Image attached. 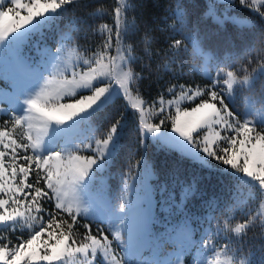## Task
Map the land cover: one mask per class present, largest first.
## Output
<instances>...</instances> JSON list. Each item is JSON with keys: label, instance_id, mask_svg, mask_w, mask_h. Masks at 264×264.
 Masks as SVG:
<instances>
[{"label": "trees", "instance_id": "trees-1", "mask_svg": "<svg viewBox=\"0 0 264 264\" xmlns=\"http://www.w3.org/2000/svg\"><path fill=\"white\" fill-rule=\"evenodd\" d=\"M238 4L239 0H72L57 11L51 28L54 34L68 29L85 53L112 52L122 42L131 54L133 91L157 106L158 99L176 94L181 86L184 90L201 88V96L192 104L210 99L205 92L217 88L202 70L206 57L238 76L264 64V16ZM118 7L122 32L119 39ZM225 10L251 14L252 20L237 24L222 19ZM177 39L182 40L179 49L172 47ZM105 42L109 49L103 47ZM256 87L264 91V71L259 72ZM169 111L173 116V109ZM89 118L99 124V134L120 119L116 148L108 166L112 188L139 174L146 161L153 170L156 202L166 205L173 220L201 218L205 240L216 237L217 245L232 244L238 252H264V223L259 214H254L250 198L242 202L239 172L213 158L205 165L150 140L144 144L138 112L122 96L97 107ZM49 212L67 217V213L55 209L52 200L44 211L45 217ZM79 223L81 227L73 236L76 240H83L88 232L96 234L106 229L86 217L79 216ZM200 229L194 228L197 238ZM21 235L16 228L0 232L6 237L4 242L11 241L12 245L17 239L23 241L27 232L22 238Z\"/></svg>", "mask_w": 264, "mask_h": 264}, {"label": "snow or ice", "instance_id": "snow-or-ice-1", "mask_svg": "<svg viewBox=\"0 0 264 264\" xmlns=\"http://www.w3.org/2000/svg\"><path fill=\"white\" fill-rule=\"evenodd\" d=\"M70 2L71 0H29L25 4L21 0H11L12 6L5 10L7 0H0V44L7 47L10 42L22 39L38 18L43 17L46 13L56 12ZM239 4L251 7L264 16V7H261L264 6V0H250V3L249 0H239ZM18 9H25L27 15L21 16ZM120 12L121 8H116L117 39L122 34ZM8 13H12L18 19H13L5 28L2 25ZM181 44L182 40L177 39L172 47L179 49ZM103 47L109 49L110 45L105 42ZM103 59V56H98L95 59L94 63L98 67H92V62L85 60L84 64L88 66L89 70L84 75L79 76L73 72L71 79L67 76L60 80L50 78L45 81L46 87L39 93L23 99L22 103L27 106L23 111H27L29 115H17L11 120L13 127L21 125L23 121L28 122V127L31 130L33 127L31 122L40 120L42 129L35 136L29 134L28 142L17 143L15 139H9L7 143H3V138L11 136V133L0 130V144L3 149L13 153V166L10 171L11 179L17 185L16 188H12L9 181L4 179L8 173L4 163L6 152L0 151V193L13 196L11 202L0 199V209H4L0 211V232L21 225V222H23V226L31 229L23 241L17 239L15 246L11 241L5 243L6 237L0 236V261L3 264H21L22 261L23 264H32V261L36 259L61 260L66 253L72 252L83 253L86 258L89 255L96 257L102 252L105 258L110 257L109 264H129V260L125 259L128 251L131 248L141 249L144 246L141 233L147 227L148 214L138 201L135 206L131 201L106 209L110 218V226L115 230V239L120 242L118 247L125 253V257H120L115 253L107 237L100 239L97 235L88 232L82 242L73 238L76 229L81 227L78 214L85 215L89 211L80 195L83 182L90 177L97 162L106 155L120 119L111 123L99 135H92L87 142L74 144L68 150L49 152L47 155L40 153L42 142L49 135L53 125L56 126L58 132H70L79 117L106 98L113 88V81L125 94L128 93L133 78L132 74L122 71L123 63L120 65L114 63L116 57H111L108 64H103ZM120 59L125 61L124 56H120ZM25 67L30 72H35L27 65ZM227 76L233 77V72L229 71ZM105 78H107V83H104ZM221 78L218 75L214 79ZM94 80L97 83H103V86H96L93 83ZM225 82L227 83V81ZM248 82L247 76L240 81L241 84ZM48 85H52V87H47ZM213 86L215 87V85ZM228 87L232 89L233 85L229 83ZM77 89L89 90L91 94H79ZM77 95L79 98L74 99ZM205 95L210 97V100H202L192 107L191 111L181 110L178 101H169V105L175 104L177 111L175 116L167 117L164 116V101L161 99L159 102L161 111L157 117L160 122L147 123L142 119L140 127L143 136L145 133L155 135L159 132H167L169 135L164 138L165 143L183 147L181 144L183 141L195 152L203 153L224 165L231 166V169L236 172L243 173L246 177L258 182L259 188L264 190V126H260L257 130L256 126H250L251 122L248 120L241 123L232 111L223 107L222 99H220L222 107L217 108L216 104L211 101L217 100L222 93L218 94L217 91L208 90ZM180 97L191 101L194 97H200V92L197 90L189 95L181 86ZM61 98H73L74 102L61 103ZM135 107L136 105H133V108ZM0 111H4V109H0ZM168 120H171L170 128ZM65 121L70 123L65 124ZM204 129L207 131L204 132ZM220 129L225 133L231 130L235 135H222ZM201 132H203L202 135L199 134ZM21 148L24 149L23 153L18 152V149ZM29 149L36 151L32 155H28ZM84 151H89L91 154L77 155L78 152ZM17 160H22V163H15ZM33 166L36 169L35 182L29 180ZM5 185H8L7 192H5ZM16 192H20L21 196H17ZM144 195L147 200L146 188ZM22 196L30 198L22 199ZM43 198L54 199L56 201L55 209L67 213V217L61 218L58 214L49 212V215L44 217L48 221L45 224L41 219L44 211L41 207ZM93 198L97 203L101 202L99 193L93 194ZM13 205L15 207H12ZM6 206L12 208V211H7ZM21 208L24 211H20ZM33 212L36 213L35 216L32 215ZM242 226L244 227V225ZM83 227H88V225H83ZM46 230L47 240L42 242L44 252L40 256L38 247L41 246L42 234ZM49 241H53L51 248H49ZM77 243L79 246L74 247L73 245ZM187 243L190 241L185 234L184 240L181 241L180 253L175 260H168L166 264H182L180 255L186 250ZM88 264H93V261L89 260ZM151 264H157V262L152 261Z\"/></svg>", "mask_w": 264, "mask_h": 264}, {"label": "rangeland", "instance_id": "rangeland-1", "mask_svg": "<svg viewBox=\"0 0 264 264\" xmlns=\"http://www.w3.org/2000/svg\"><path fill=\"white\" fill-rule=\"evenodd\" d=\"M218 1L232 2L235 0ZM21 2L27 4L29 0H21ZM11 6V0H7L5 10L7 7ZM248 8L254 13L257 12L251 7ZM18 11H20L21 16L27 15L25 9H18ZM57 11L46 13L43 17L38 18L33 27L25 33L22 39L10 42L7 47L0 44V109H4V111H0V130H6L8 133H11V136L3 138V143H7L9 139H15L17 143L28 142L27 137L29 134L35 136L42 130L40 120L31 122L33 125L31 130L28 127V122L22 121L21 125L13 127L11 120L17 115H29L27 111H23L27 106L24 105L22 101L26 97L35 96L41 89L45 88L46 80L50 78L60 80L64 76L71 79L73 72L82 76L89 70L88 66L84 64V61L89 60L92 62V67H98V65L94 63L98 56L104 57L102 60L103 64H108L111 57H116L114 63L117 65L123 63L124 67L122 71L132 74L129 64L131 54L124 49L122 42H120L112 52L106 51L100 54H93L85 53L80 50L72 40L71 33L68 29L65 31L61 30L57 34H54V30H52L51 27L53 21L56 20ZM221 18L229 19L237 24H249L252 20V15L225 10ZM13 19H18V17H14L12 13H8L2 27L6 28ZM120 56H124L125 61H121ZM25 65L35 72H30ZM202 70L207 76L212 78L213 84L217 87L212 89V91H217L218 94L222 93V95L218 96L217 100L211 101L216 104L217 108L222 107L220 104V99H222L224 104L223 107L232 111L233 115L239 119L241 123L248 120L251 122L250 126H256L257 130H259L260 126H264V91L256 87V78L259 72L264 71L263 63L255 67L251 73H246L242 76L233 73V77H228L227 73L231 70L218 66L214 61L209 62L206 57ZM218 75L222 78L219 80L214 79ZM245 76L249 78V82L241 84L240 81L243 80ZM225 81H227V83ZM93 83L96 86H103V83H97L96 80H94ZM104 83H107V78H105ZM229 83L233 85L232 89L228 87ZM47 87H52V85H48ZM197 90H199L201 96L203 92L201 88L185 91L191 95L192 92ZM180 91L169 97L162 98L164 101L163 111L165 117L169 115L170 108L174 111L173 116H175L177 111L175 104L169 105V101H178L181 110L191 111V108L197 103L202 102V100H210L202 98L190 104V102H193L199 97H194L193 100L189 101L180 97ZM77 92L83 95L91 94L89 90L84 89H77ZM117 96H122L132 108L133 105H136L133 109L138 112L139 126L141 125L142 119L147 123L160 122L157 118V114L161 111L159 103L161 99H158L159 104L157 106L149 104L137 91L132 90L131 82L129 91L125 94V92L119 88V85L113 81V88L106 98L79 117L70 132H58L56 126L53 125L49 135L45 137L42 142L40 153L42 155H47L49 152L56 150H68L72 148L74 144L87 142L94 134L99 135V131L97 130L99 124L96 121L91 122L89 118L90 114L97 107L115 99ZM78 98L79 95L74 99ZM74 99L61 98V103H71L74 102ZM68 123L70 122L65 121V124ZM168 127H171V123L168 124ZM203 131L206 132L207 129ZM220 131L222 135H235L231 130L227 133L223 132L222 129H220ZM140 132L144 144L150 140L158 146L175 150L180 156H186L190 158V160L202 162L205 165L210 164L211 158L205 156L203 153L195 152L183 141H181L183 147L165 143L164 138L169 135L167 132H159L155 135L145 133L143 136L141 127ZM118 134L119 125L110 142L106 155L94 166L90 173V177L86 178L83 182V187L80 192L81 198L89 211L85 215H78L96 220L106 228L105 230L102 229L100 233L93 235H97L100 239L107 237L115 253L120 257H125V253L118 247L120 242L115 239V230L110 226V218L106 209H111L112 207H117L120 203H128L131 201L133 206H135L136 201H138L141 207L147 210L148 222L146 229L141 233V240L144 242V246L141 249L131 248L127 253V257H125L126 260H129V264H151L152 261H156L157 264H166L168 260H175L176 256L180 253L181 241L184 240L185 234L190 243L186 244V250L180 255L182 264H239L240 260H244L245 264H264V252H238L235 245H217L215 242V240H217L216 237L213 238L214 240H205L201 230L205 231L206 228H203L205 223L201 224V222H203L201 218L200 220L197 219L194 221H191L188 217H185L186 220H173V218L170 217V211L166 208V205L156 202L155 186L151 180L153 170L148 162H142L139 174H136L131 180H124L117 188H112L109 182L110 175L108 173V166L116 148ZM199 134L202 135L203 132ZM93 146H95L94 143ZM0 151L6 152L4 163L8 169V173L5 175L4 179L9 181L12 188H16V182L11 179L10 171L13 166V153L3 149L2 144H0ZM34 151L36 150L29 149L27 154L32 155ZM18 152L23 153L24 149H18ZM81 154L88 155L91 153L89 151L77 153V155ZM15 163L20 164L22 160H17ZM35 171L36 169L33 166L32 174L29 176V180L33 182H35L36 179ZM240 181L242 184V202L250 198L254 214H259L261 222L264 223V190L259 188L258 182L246 177L243 173H240ZM145 188L148 192L147 200L144 195ZM7 191L8 185H5V192ZM95 193L101 195L100 203H97L93 198V194ZM16 195L21 196V193L16 192ZM71 195L70 193V196ZM12 198V194L5 195L0 193V199L11 202ZM29 198L28 196H22V199ZM52 201L55 205L56 201L54 199H52ZM48 202V198H43L41 207L44 211L48 210ZM12 207H15V205ZM6 209L7 211H12V208H8L7 206ZM162 209L164 212H162ZM3 210L4 209H0V211ZM20 211H24V209L21 208ZM44 211L41 219L47 224L46 219H44ZM32 215L35 216L36 213L33 212ZM199 226L201 229L197 233V238L194 235V228L198 229ZM15 228L21 233H28L31 231L30 228L23 226V222H21V225L14 226L12 229ZM43 240H47V230L42 234L41 246L38 247V255L40 256H42L44 252L42 246ZM77 241L82 242L83 240ZM52 243L53 241H49V248H51ZM73 246L78 247L79 243ZM89 260L93 261V264H109L110 257L105 258L104 254L101 252L96 257L89 255L86 258L83 253L78 254L72 252L66 253L61 260L44 261L36 259L32 261V264H88ZM0 264H3V262L0 261ZM21 264H23V261Z\"/></svg>", "mask_w": 264, "mask_h": 264}, {"label": "clouds", "instance_id": "clouds-1", "mask_svg": "<svg viewBox=\"0 0 264 264\" xmlns=\"http://www.w3.org/2000/svg\"><path fill=\"white\" fill-rule=\"evenodd\" d=\"M240 228H242L243 226L241 225V226H239ZM239 264H245V261L244 260H240L239 261Z\"/></svg>", "mask_w": 264, "mask_h": 264}]
</instances>
